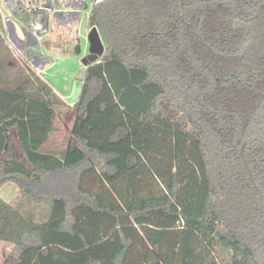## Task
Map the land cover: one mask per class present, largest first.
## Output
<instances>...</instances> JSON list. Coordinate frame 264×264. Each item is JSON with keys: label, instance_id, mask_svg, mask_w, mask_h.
Returning a JSON list of instances; mask_svg holds the SVG:
<instances>
[{"label": "trees", "instance_id": "obj_1", "mask_svg": "<svg viewBox=\"0 0 264 264\" xmlns=\"http://www.w3.org/2000/svg\"><path fill=\"white\" fill-rule=\"evenodd\" d=\"M87 23L104 51L63 151L61 99L0 70V188L46 206L0 199L2 264H264V0H103Z\"/></svg>", "mask_w": 264, "mask_h": 264}, {"label": "rangeland", "instance_id": "obj_2", "mask_svg": "<svg viewBox=\"0 0 264 264\" xmlns=\"http://www.w3.org/2000/svg\"><path fill=\"white\" fill-rule=\"evenodd\" d=\"M28 2L30 3L27 4ZM25 4L29 9L44 6H54L58 10L62 8L59 0H27ZM87 18L88 12L86 11L83 13L82 18L78 22V33L79 36H81V42L84 41L86 33H88L91 28L88 26ZM49 27L50 33L49 36L43 40L42 49H44L46 44H51L56 40H64L66 43H71V41L73 42L75 26L66 25L64 28L59 27L56 19L51 17ZM0 40V70L3 68L2 75L6 79L7 83L11 87H14L19 83L21 78L28 73L27 69L29 68L25 63L17 58L15 54H13L1 37ZM4 46L7 47L8 52L4 51ZM82 57L83 53L77 56L71 52L54 56L53 66L46 69L43 77H37L44 82H48L61 95H70L66 101L76 102L80 93L84 71V67L80 62ZM57 109L58 114L54 121V131L51 133L49 140L44 147L46 151L57 152V150H63L69 136V128L71 126L73 114L69 110L70 108H67L65 104ZM62 143L65 145L62 146ZM0 199L12 207L18 208L23 213L26 211H32L36 221H38V216L40 215L39 213H44L46 208L45 205L35 208L32 202L22 201L18 188L12 183H6L0 188ZM10 250L11 246L9 244L0 242V264H2Z\"/></svg>", "mask_w": 264, "mask_h": 264}, {"label": "built area", "instance_id": "obj_3", "mask_svg": "<svg viewBox=\"0 0 264 264\" xmlns=\"http://www.w3.org/2000/svg\"><path fill=\"white\" fill-rule=\"evenodd\" d=\"M26 2L27 0H0V37L34 74L43 77L46 69L54 64L53 57L42 49V42L49 36L50 19L56 8L44 6L29 9ZM87 49L85 40L82 52L84 57Z\"/></svg>", "mask_w": 264, "mask_h": 264}, {"label": "water", "instance_id": "obj_4", "mask_svg": "<svg viewBox=\"0 0 264 264\" xmlns=\"http://www.w3.org/2000/svg\"><path fill=\"white\" fill-rule=\"evenodd\" d=\"M103 0H85L84 5L80 8H78L77 4H72L67 7H65L64 10L58 11L54 14V17L57 18H70V17H75V21L79 22L83 13L86 12L89 8L90 5L97 4ZM90 4V5H89ZM72 7H77V10H71ZM86 42L88 45V53L85 57H82L81 59V64L85 68L88 64L97 62L98 58L102 55L104 51V46L101 41L100 35L98 33V30L96 27H91L87 33L86 36ZM79 46V45H78ZM76 55H80V52L78 51ZM244 143L241 145L240 150H239V158L243 163L244 169L247 173V180L250 184V186L258 192V188L254 183V179L252 176V173L246 163L245 157H244Z\"/></svg>", "mask_w": 264, "mask_h": 264}, {"label": "crops", "instance_id": "obj_5", "mask_svg": "<svg viewBox=\"0 0 264 264\" xmlns=\"http://www.w3.org/2000/svg\"><path fill=\"white\" fill-rule=\"evenodd\" d=\"M59 3L61 4V7H62L60 10H64L65 7H67V0H59ZM56 21H57V25H59V23L62 24V28H64V26H66V25L68 26V22H74L75 23V26L78 27V22L75 21V18L74 19H70L69 21H67V20L66 21H60L59 19H56ZM74 33H75V30H74ZM76 36H77L76 38H78V37L80 38L81 37V36H79V33L78 34L76 33ZM84 45H85V41H83L82 52H83V49H84ZM71 48H72L71 43H66L64 40H61V41H57L56 40V41H53L51 44H48V45L46 44V46H44V49L43 50L49 56L54 57V56H57V55H61V54H65V53L71 52ZM83 70H84V68H83ZM46 83L53 89V91L56 93V95L67 106V108H71L73 106V104L75 102H68V101H66L68 99V97H70V95H61L57 90H55L52 87V85H50L48 82H46ZM47 142L45 143V145L47 144ZM66 144H67V142H66ZM45 145L43 146V150L44 151H46L44 149ZM64 145L65 144L62 143V146H64ZM65 148H66V145H65L64 149ZM63 150H61V151H63ZM61 151H58L57 150V152H61Z\"/></svg>", "mask_w": 264, "mask_h": 264}, {"label": "flooded vegetation", "instance_id": "obj_6", "mask_svg": "<svg viewBox=\"0 0 264 264\" xmlns=\"http://www.w3.org/2000/svg\"><path fill=\"white\" fill-rule=\"evenodd\" d=\"M77 4L78 5V8L82 7L84 5V0H67V6L69 5H72V4ZM90 5V4H89ZM93 5H90L87 12L89 14V12L91 11ZM77 7H72L71 10H77L78 9ZM58 11H61V10H58V9H55L54 11V14ZM54 17V15H53ZM55 18V17H54ZM75 17H70L68 19L66 18H55V19H59L60 21H69L70 19H74ZM70 25H73L75 26V23L74 22H68V26ZM59 27H62V24L59 23ZM78 27L75 26V33H74V36H73V42L71 41V45H72V48H71V53H74L76 54L78 51L80 52V54L82 53V45H83V41L81 42L80 38H76V33L78 34ZM86 36H87V33H86ZM86 36L84 38V41L86 40ZM79 45V46H78ZM87 53H88V49H87ZM87 53L85 54V56L87 55ZM84 57V56H83Z\"/></svg>", "mask_w": 264, "mask_h": 264}]
</instances>
